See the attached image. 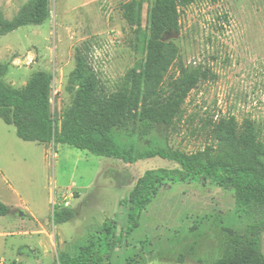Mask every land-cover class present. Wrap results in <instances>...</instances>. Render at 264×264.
<instances>
[{
	"label": "rangeland",
	"instance_id": "rangeland-1",
	"mask_svg": "<svg viewBox=\"0 0 264 264\" xmlns=\"http://www.w3.org/2000/svg\"><path fill=\"white\" fill-rule=\"evenodd\" d=\"M31 1L0 0V16L13 20ZM132 1L139 4L141 27L123 17L122 6ZM154 2L50 0L46 24L0 36L4 82L20 91L37 72L51 73L53 116L62 121L77 91L71 77L77 49L104 86L117 89L146 62ZM182 24L174 41L182 61L209 67L217 77L191 92L169 147L187 154L203 150V124L229 117L240 125L256 122L264 137V0H197ZM177 168L161 159L127 164L68 145L25 142L0 118V202L11 208L0 217V264H54L63 252L76 255L109 220L120 234L127 228L124 201L137 181L150 170ZM57 208L73 210L74 219L56 226ZM246 227L233 193L209 182L167 184L109 264H177L181 254L185 264L211 263L222 255L226 233Z\"/></svg>",
	"mask_w": 264,
	"mask_h": 264
},
{
	"label": "trees",
	"instance_id": "trees-1",
	"mask_svg": "<svg viewBox=\"0 0 264 264\" xmlns=\"http://www.w3.org/2000/svg\"><path fill=\"white\" fill-rule=\"evenodd\" d=\"M196 1L155 0L147 15L150 39L146 62L130 70L113 91L104 86L77 49L71 76L77 91L60 122L52 111L51 73L37 72L23 90L14 91L3 80L6 70L0 68V118L16 128L21 140L68 145L127 164L161 159L179 167L150 170L137 181L124 201L128 208L125 231L116 234V223L106 221L76 255L63 252L54 264H109L114 251L127 247L142 213L165 185L193 181L209 182L233 193L237 214L247 221L244 231L226 233L218 259L200 264H264V137L256 122L246 120L240 125L235 117H229L204 123L200 133L208 137V143L196 153L175 151L168 144L191 92L217 77L202 64H185L174 43L173 37L183 32V14ZM139 9L137 1L122 6L131 27L142 26ZM50 14V0H32L13 20L0 16V36L43 26ZM10 213L11 208L0 202V217ZM74 217L73 210L57 208L53 222L63 225ZM185 259L181 254L177 264H185Z\"/></svg>",
	"mask_w": 264,
	"mask_h": 264
},
{
	"label": "water",
	"instance_id": "water-1",
	"mask_svg": "<svg viewBox=\"0 0 264 264\" xmlns=\"http://www.w3.org/2000/svg\"><path fill=\"white\" fill-rule=\"evenodd\" d=\"M174 39H178L179 37L176 35L173 37ZM170 38L168 37L167 40H169Z\"/></svg>",
	"mask_w": 264,
	"mask_h": 264
}]
</instances>
